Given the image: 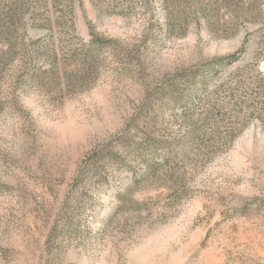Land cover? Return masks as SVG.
Masks as SVG:
<instances>
[{"label": "rangeland", "instance_id": "rangeland-1", "mask_svg": "<svg viewBox=\"0 0 264 264\" xmlns=\"http://www.w3.org/2000/svg\"><path fill=\"white\" fill-rule=\"evenodd\" d=\"M263 22L264 0H0V264H264V115L236 113Z\"/></svg>", "mask_w": 264, "mask_h": 264}, {"label": "trees", "instance_id": "trees-1", "mask_svg": "<svg viewBox=\"0 0 264 264\" xmlns=\"http://www.w3.org/2000/svg\"><path fill=\"white\" fill-rule=\"evenodd\" d=\"M71 21H73L72 17H71ZM240 22V19H235L233 21V23L238 24ZM264 25V22L262 23ZM87 47V46H86ZM260 55L261 58L264 57V37L260 43V49H258V56ZM55 58H57L56 54L54 56ZM54 58V59H55ZM239 59L237 57H234L228 61H226L224 64L227 65L228 67L235 64L236 62H238ZM52 70L50 71V73H54L57 71V67L54 66L51 68ZM49 72V70L47 71V73ZM261 75V82H259L258 86H259V93H257L259 96L261 95V99L257 100L253 98V90H251V96H249L250 93V89L247 92V94L243 97L244 99L246 98L247 101H250L253 103V107L250 104H246L247 102L245 101H239L238 103V107L236 110V113L240 116L238 117V119H244L245 117H254L255 113H258L256 115H264V74H260ZM233 89H229L226 85H219L217 88V91L220 92L221 94H226V93H230L229 95L232 96L231 91ZM229 91V92H228ZM236 96H232V99L235 98ZM234 104V103H233ZM235 106V104H234ZM251 106V107H250ZM261 119V116H259ZM242 123V121H241ZM152 150L157 151L156 148L152 147ZM154 151V152H155Z\"/></svg>", "mask_w": 264, "mask_h": 264}]
</instances>
